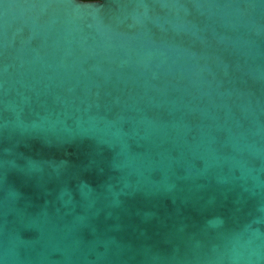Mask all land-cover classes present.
Returning <instances> with one entry per match:
<instances>
[{
    "label": "water",
    "instance_id": "obj_1",
    "mask_svg": "<svg viewBox=\"0 0 264 264\" xmlns=\"http://www.w3.org/2000/svg\"><path fill=\"white\" fill-rule=\"evenodd\" d=\"M0 264H264V0H0Z\"/></svg>",
    "mask_w": 264,
    "mask_h": 264
}]
</instances>
